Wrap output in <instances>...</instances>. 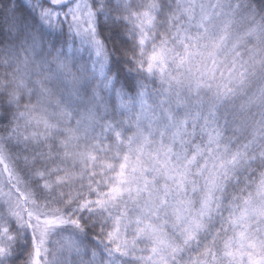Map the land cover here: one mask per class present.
<instances>
[{"label": "snow or ice", "instance_id": "snow-or-ice-1", "mask_svg": "<svg viewBox=\"0 0 264 264\" xmlns=\"http://www.w3.org/2000/svg\"><path fill=\"white\" fill-rule=\"evenodd\" d=\"M0 264H264V0H0Z\"/></svg>", "mask_w": 264, "mask_h": 264}]
</instances>
